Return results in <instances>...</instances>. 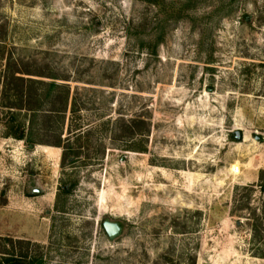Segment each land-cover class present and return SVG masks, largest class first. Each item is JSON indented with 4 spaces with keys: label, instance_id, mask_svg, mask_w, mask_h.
Returning a JSON list of instances; mask_svg holds the SVG:
<instances>
[{
    "label": "rangeland",
    "instance_id": "374dc122",
    "mask_svg": "<svg viewBox=\"0 0 264 264\" xmlns=\"http://www.w3.org/2000/svg\"><path fill=\"white\" fill-rule=\"evenodd\" d=\"M8 57L0 264H264V0H0Z\"/></svg>",
    "mask_w": 264,
    "mask_h": 264
},
{
    "label": "trees",
    "instance_id": "16d2710c",
    "mask_svg": "<svg viewBox=\"0 0 264 264\" xmlns=\"http://www.w3.org/2000/svg\"><path fill=\"white\" fill-rule=\"evenodd\" d=\"M19 66V67H18ZM22 74L37 75L33 71H26L20 68L19 60L12 61L10 57L6 58L4 67L0 70L1 98L4 106L13 110H26L30 113L29 119H37L38 110L41 106L42 97L38 94L40 87H45V100H50L51 92L58 87L55 81H43L31 77H24ZM67 88V87H66ZM68 89L64 91L62 105L59 111L64 112L67 107ZM6 104V105H5ZM32 121V120H31ZM14 136L18 139H24V131L18 130ZM56 145H60V139ZM262 173V172H260ZM261 176L259 174V180ZM2 264H24L22 255L16 253L8 254L2 258Z\"/></svg>",
    "mask_w": 264,
    "mask_h": 264
},
{
    "label": "water",
    "instance_id": "95a60500",
    "mask_svg": "<svg viewBox=\"0 0 264 264\" xmlns=\"http://www.w3.org/2000/svg\"><path fill=\"white\" fill-rule=\"evenodd\" d=\"M103 228L109 238H113L119 231V226L116 223L109 221L103 222Z\"/></svg>",
    "mask_w": 264,
    "mask_h": 264
},
{
    "label": "built area",
    "instance_id": "2783aa9c",
    "mask_svg": "<svg viewBox=\"0 0 264 264\" xmlns=\"http://www.w3.org/2000/svg\"><path fill=\"white\" fill-rule=\"evenodd\" d=\"M236 172L238 171V168H236V170H235Z\"/></svg>",
    "mask_w": 264,
    "mask_h": 264
}]
</instances>
